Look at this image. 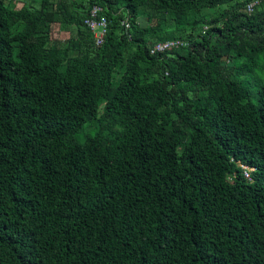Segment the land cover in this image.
Returning a JSON list of instances; mask_svg holds the SVG:
<instances>
[{
    "label": "trees",
    "instance_id": "trees-1",
    "mask_svg": "<svg viewBox=\"0 0 264 264\" xmlns=\"http://www.w3.org/2000/svg\"><path fill=\"white\" fill-rule=\"evenodd\" d=\"M21 1L0 0V264H264V0Z\"/></svg>",
    "mask_w": 264,
    "mask_h": 264
},
{
    "label": "built area",
    "instance_id": "built-area-1",
    "mask_svg": "<svg viewBox=\"0 0 264 264\" xmlns=\"http://www.w3.org/2000/svg\"><path fill=\"white\" fill-rule=\"evenodd\" d=\"M258 4H259V0H253L251 2H248L245 5L244 11L247 13H251L254 10L255 6ZM83 22L92 33L95 45L96 46L101 45L107 26V19L103 15V8L98 4H92L88 8L86 17L83 19ZM121 24L124 26L125 29L129 27L127 19H123L121 21ZM206 28L207 27L204 26L203 31ZM186 44H187L186 41L181 39H172V40L154 42L150 44V53L162 52L173 47H182L185 46ZM244 174L245 176H248L246 168Z\"/></svg>",
    "mask_w": 264,
    "mask_h": 264
},
{
    "label": "rangeland",
    "instance_id": "rangeland-1",
    "mask_svg": "<svg viewBox=\"0 0 264 264\" xmlns=\"http://www.w3.org/2000/svg\"><path fill=\"white\" fill-rule=\"evenodd\" d=\"M21 0H17V6H20L21 5ZM216 10L212 11V10H209V12H215ZM144 19H140V23L143 24L144 23ZM53 38H59V39H65L67 37V35H63V34H53L52 36ZM263 83H264V73H263ZM258 81V77H252V78H249V85L250 87L252 88V91L254 90V86L256 85L255 83Z\"/></svg>",
    "mask_w": 264,
    "mask_h": 264
}]
</instances>
